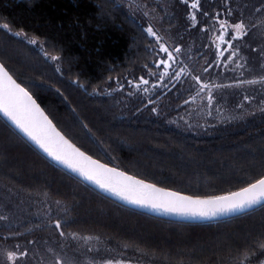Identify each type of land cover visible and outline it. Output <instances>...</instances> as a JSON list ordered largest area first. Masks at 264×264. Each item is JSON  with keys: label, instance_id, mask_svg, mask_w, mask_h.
Masks as SVG:
<instances>
[{"label": "trees", "instance_id": "trees-1", "mask_svg": "<svg viewBox=\"0 0 264 264\" xmlns=\"http://www.w3.org/2000/svg\"><path fill=\"white\" fill-rule=\"evenodd\" d=\"M176 2L173 18L182 36H199L205 28V39L217 35L219 26L203 12L211 18L219 13V19L229 22L232 17H264V0H199L202 12L196 21L189 15L192 0ZM5 23L10 27H0V62L89 155L159 186L201 197L239 190L264 175V112L205 130H183L150 112L168 109L175 102L170 92L141 96L138 110L118 103L116 93L105 95L120 81L141 83L157 57L152 37L122 0H0V26ZM250 49L255 53L256 46ZM0 179L11 189L59 203L62 222L55 228L57 218L40 215L0 187V264L16 237L28 241L51 234L62 239L61 231L108 239L154 264H237L264 244V205L205 223L135 211L47 160L1 117Z\"/></svg>", "mask_w": 264, "mask_h": 264}, {"label": "rangeland", "instance_id": "rangeland-1", "mask_svg": "<svg viewBox=\"0 0 264 264\" xmlns=\"http://www.w3.org/2000/svg\"><path fill=\"white\" fill-rule=\"evenodd\" d=\"M122 1L130 9L133 17L146 29L151 26L166 46L170 49L178 46L182 51L177 55V62L172 64L168 75L161 80L164 68L161 66L157 69L156 62L162 54L158 52L156 38L152 37L157 57L154 67L143 77L149 80V84L138 83L137 88L135 83L128 81L125 84L128 80L126 79L120 81L115 88L106 90L105 95L112 96L116 93L118 103L127 105L128 108H133L132 110H138L141 109L140 103L143 102L141 96L150 99L154 92H170V99H175V102L168 109L156 107V112L152 109L150 112L155 117L164 118L166 122L177 125L183 130H205L212 125L233 122L264 112V17L255 21L249 18L244 21L237 20L236 17L230 19V34L225 37V41H232L234 44L232 51L238 50V57L235 58V62L227 60V63H224L221 61L225 60L230 52L227 42L221 44L218 35L213 38L207 36L205 39V33L199 36L189 33L185 36L179 34L177 22L173 18L177 0ZM237 22L244 23L246 28L244 34L232 29V25ZM216 24L219 26L218 23ZM234 37L236 39H233ZM251 44L256 46L255 53L250 49ZM223 46L227 49L224 50L220 60L217 59L216 51ZM205 68L208 71L205 72ZM181 69H184V75L179 80L174 79L175 74ZM193 76H200L201 84H197ZM201 85H208V88L200 91ZM140 88L141 91L147 88L144 95L139 93ZM209 91L213 97L211 106L208 103ZM245 97L248 99L245 100ZM168 103L171 101L162 102L163 105ZM0 187L8 191L12 198L24 204L28 203L38 210L40 215H50L58 219L59 203L53 202L48 196L27 194L11 189L2 179H0ZM57 219H53V222ZM14 241L15 246L7 245V250H13L19 245L20 250L28 253L27 257L21 260V264H57L58 260L61 264H108V261L112 264L117 262L154 264L127 247L91 235L68 232L64 233L62 239H58L51 234H41L31 236L28 241L17 237ZM262 262H264V248H260L237 264H262Z\"/></svg>", "mask_w": 264, "mask_h": 264}, {"label": "snow or ice", "instance_id": "snow-or-ice-1", "mask_svg": "<svg viewBox=\"0 0 264 264\" xmlns=\"http://www.w3.org/2000/svg\"><path fill=\"white\" fill-rule=\"evenodd\" d=\"M182 2L188 4V0H182ZM189 6L192 10L189 13L190 18L196 21L197 13L202 12L199 0H192ZM203 15L212 19L213 24H219L217 35L221 44L227 42L230 52L226 58L230 62H235V58L238 57V50L232 51L234 48L232 41H225V37L230 34L229 21L227 19L220 20L219 13H217L215 18L209 17L207 12H203ZM227 15L230 16L231 13L229 12ZM195 26L193 25V27ZM0 27L8 30L10 26L5 23ZM232 29L239 34L245 33L243 22L234 23ZM202 31L206 33L208 30L205 28ZM147 34L149 37L156 38L158 52L162 54L156 62L157 69L161 66L164 68V72L161 73L162 80L164 76L168 75L172 64L177 62L176 57L181 53L182 49L178 46L170 49L162 42L161 37L156 34L151 26L147 28ZM16 35L19 36L20 33L17 32ZM233 39H236V37ZM29 43L35 44L36 41L31 40ZM153 51L156 50L154 49ZM223 53V47L219 48L216 51L217 58L222 57ZM51 59L57 60L58 57L53 56ZM239 66L242 67V65ZM204 71L206 72L208 69L205 68ZM183 75L184 69H181L180 72L175 74L174 79L179 80ZM193 80L197 84H201L200 76H193ZM141 83L148 85L149 80L141 77ZM136 87L138 88L139 85H136ZM207 88L208 85H201L200 91H204ZM144 90L147 91V88ZM212 99V94L209 91V106H211ZM247 99L248 97H245V100ZM151 102L149 100V103ZM185 103H188V101H185ZM152 111L156 112L157 109L153 108ZM0 113L7 117L20 132L53 160L128 203L140 207H148L156 211H163L167 214L201 218L226 215L264 203V175H261L259 179L248 183L246 187H242L238 191L204 197L189 196L177 191L157 187L156 184L147 183L145 180L138 179L134 175H128L125 171H121L116 167H109L106 163L94 160L71 143L56 128L32 94L13 78L4 64H0ZM0 219H3V217H0ZM61 227L62 222L57 219L55 228L60 229ZM60 235L63 236L64 233L61 231ZM261 248H264V244L261 245ZM27 255L28 253L20 250V246L17 245L13 250H6L3 253V264H21V260L26 258ZM57 264H61V262L58 260ZM108 264H112V262L108 261ZM117 264H120V262H117Z\"/></svg>", "mask_w": 264, "mask_h": 264}, {"label": "water", "instance_id": "water-1", "mask_svg": "<svg viewBox=\"0 0 264 264\" xmlns=\"http://www.w3.org/2000/svg\"><path fill=\"white\" fill-rule=\"evenodd\" d=\"M0 64H2L0 62ZM10 73V72H9ZM11 74V73H10ZM12 75V74H11ZM13 76V75H12ZM15 79V77H13ZM17 81V80H16ZM18 82V81H17ZM19 83V82H18ZM22 87H24L23 85H21ZM31 94V93H30ZM33 96V95H32ZM34 98V96H33ZM35 99V98H34ZM36 100V99H35ZM37 101V100H36ZM37 103L40 105V103L37 101ZM41 106V105H40ZM41 108L43 109V107L41 106ZM44 110V109H43ZM45 112V110H44ZM45 114L48 116V114L45 112ZM0 117L12 128L14 129L25 141H27L36 151H38L42 156H44L47 160H49L50 162H52L53 164H55L56 166H58L59 168L63 169L64 171L68 172L69 174H71L72 176L76 177L77 179H79L80 181H82L84 184L88 185L89 187H91L92 189H94L95 191H97L98 193H100L101 195L105 196L106 198L120 204V205H123L125 207H128L130 209H133L135 211H139L141 213H145L147 215H151V216H154V217H157V218H161V219H166V220H170V221H176V222H183V223H205V222H214V221H219V220H224V219H228V218H231V217H235V216H239V215H242L244 213H247L249 211H252L262 205H264V203H261V204H258V205H255L253 206L252 208H249V209H244L242 211H236V212H231V213H228L226 215H218V216H215V217H209V218H201V217H191V216H181V215H176V214H167V213H164L163 211H156V210H153L151 208H148V207H140L138 205H135V204H131V203H128L127 201L125 200H122L121 198H119L118 196L112 194L111 192H108V191H105L103 189H101L100 187H98L96 184L92 183L91 181H88V180H85L83 177H81L78 173L76 172H73L71 169L65 167L64 165H62L61 163L53 160L51 157H49L47 155V153H45L42 149H40L35 143H33L31 140H29L22 132H20V130L18 128H16V126L10 121L7 119V117H5L2 113H0ZM49 117V116H48ZM49 119H51L49 117ZM53 122V121H52ZM54 124V122H53ZM55 125V124H54ZM56 126V125H55ZM56 128L58 129V127L56 126ZM59 130V129H58ZM60 131V130H59ZM61 132V131H60ZM62 133V132H61ZM63 134V133H62ZM64 135V134H63ZM65 136V135H64ZM67 139H69L67 136H65ZM70 140V139H69ZM71 141V140H70ZM71 143H73L71 141ZM74 144V143H73ZM76 147H78L76 144H74ZM79 148V147H78ZM82 152H84L86 155H89L88 153H86L85 151H83L81 148H79ZM91 156V155H89ZM94 160H98L96 159L95 157L91 156ZM100 161V160H99ZM101 163H104L102 161H100ZM107 164V163H106ZM109 167H114L112 165H109ZM117 168V167H116ZM119 169V168H118ZM121 170V169H119ZM123 171V170H121ZM128 175H132L128 172H126ZM138 178V177H137ZM138 179H141V178H138ZM144 180V179H143ZM146 181V180H145ZM147 183H152V182H149V181H146ZM154 184V183H153ZM157 185V184H156ZM157 187H161V188H166V187H162V186H159L157 185ZM246 187V186H245ZM166 189H169V188H166ZM171 191H176V190H173V189H169ZM238 191V190H236ZM179 192V191H177ZM234 192V191H233ZM184 195H189V194H186V193H183V192H180ZM189 196H194V195H189Z\"/></svg>", "mask_w": 264, "mask_h": 264}, {"label": "bare ground", "instance_id": "bare-ground-1", "mask_svg": "<svg viewBox=\"0 0 264 264\" xmlns=\"http://www.w3.org/2000/svg\"><path fill=\"white\" fill-rule=\"evenodd\" d=\"M166 3V2H165ZM15 188V187H14ZM23 192V191H22Z\"/></svg>", "mask_w": 264, "mask_h": 264}]
</instances>
